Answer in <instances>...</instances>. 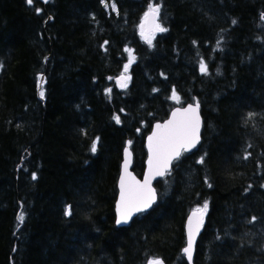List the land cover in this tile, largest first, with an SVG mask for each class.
<instances>
[{
	"label": "trees",
	"instance_id": "1",
	"mask_svg": "<svg viewBox=\"0 0 264 264\" xmlns=\"http://www.w3.org/2000/svg\"><path fill=\"white\" fill-rule=\"evenodd\" d=\"M149 3L167 29L151 46L139 35ZM262 14L264 0H0V264H188L185 219L206 201L193 264H264V140L242 131L264 97ZM125 49L135 60L120 88ZM195 102L200 145L155 182L153 208L117 228L126 141L140 178L151 125ZM211 123L221 135L208 144Z\"/></svg>",
	"mask_w": 264,
	"mask_h": 264
},
{
	"label": "snow or ice",
	"instance_id": "2",
	"mask_svg": "<svg viewBox=\"0 0 264 264\" xmlns=\"http://www.w3.org/2000/svg\"><path fill=\"white\" fill-rule=\"evenodd\" d=\"M47 2V0H45ZM27 3L31 5L33 0H27ZM107 6V5H106ZM113 10L116 6L113 3L111 5ZM160 4L149 3L147 6V11L144 12L139 25L140 35L147 42L149 46L152 45V41L156 32H165L166 28L158 23V18L160 15ZM39 12V9H37ZM264 19V14L261 16ZM236 23V21H233ZM107 43V41L105 42ZM195 43V42H194ZM219 43V42H218ZM129 52V63L124 65V71L118 78V83L121 87H127L126 76L130 64L135 60V56L132 55L130 49H125ZM200 71L203 74H207L208 68L207 64L201 60L200 61ZM111 79V78H109ZM108 93L111 89L107 90ZM40 96H44V92H40ZM171 98L179 102V96L177 95L175 89H173ZM199 103L196 102L195 105L189 104L186 108L176 109L172 113V119L166 121L164 124H157L153 134L148 137L149 140V173L145 176L143 182L137 181L135 177L131 176L128 172V166L130 163V153L128 149H125V161L123 165V173L120 177V199L117 202V224L127 223L133 213L142 211L143 209L149 207L156 198L155 190L151 187V179L154 176H163L166 171H168L171 162L174 159H178L182 152L190 151L199 142L200 136V117L198 113ZM123 111V110H121ZM250 116L252 114H249ZM113 119L116 123H120V117L118 115L114 116ZM94 141L91 145V151L93 153L97 150V142ZM199 162H203V158ZM35 179V175H33ZM211 185H209L210 187ZM208 203H204L202 208L196 210L193 216L197 217L195 222V228L193 226V217H189L188 224V241L187 246L183 249V253L187 256L189 262L192 259L193 246L195 241V235L198 233L199 228L203 222V215L207 212ZM65 214H71L70 206L65 209ZM23 214L18 216L19 221H23ZM255 220V217H253ZM148 264H163L160 259L149 260Z\"/></svg>",
	"mask_w": 264,
	"mask_h": 264
},
{
	"label": "water",
	"instance_id": "3",
	"mask_svg": "<svg viewBox=\"0 0 264 264\" xmlns=\"http://www.w3.org/2000/svg\"><path fill=\"white\" fill-rule=\"evenodd\" d=\"M40 4L44 5V6H47L51 0H47V2H45V0H37ZM50 20V19H49ZM43 80V78H42ZM189 104H192V105H195L196 103H188V104H185L183 106H176L174 108L171 109V111L169 112L167 118H165L164 120L162 121H157V122H154L151 126V130L150 132L146 135L145 139H144V148H145V151H146V158H145V162H144V171H143V174L141 176V178H138L133 170H132V165H133V153H132V150H131V147H130V141L127 140L126 143H125V147L123 149V156H122V162H121V165H120V170H119V176H118V179H117V198L115 200V204H114V213H115V226L118 227V228H125V227H128L131 222L137 218L140 214H143L145 212H148L150 211L153 206L157 203V200H158V195H157V191H156V188L154 186V183L157 181V180H160L162 178L165 177V175L167 173H169L171 171V168H172V165L175 161H177L181 156L182 154H189L191 152H193L198 146L199 144L201 143V139H202V126H203V122H202V116H201V110H200V104H199V109H198V113H199V117H200V132H199V136H200V139H199V142L196 144V146L194 148H192L190 151H187V152H182L181 156L178 158V159H174L170 166H169V169L168 171L165 172V174L163 176H154L152 179H151V187L152 189L155 190V194H156V198L154 200V202H152V204L143 209L142 211H139V212H135L133 213L131 219L127 222V223H121V224H117L116 221H117V202L119 201L120 199V187H119V184H120V177H121V174L123 173V165H124V161H125V149L127 148L128 149V152L131 154L129 159H130V163H129V166H128V172L131 173V176L132 177H135V179L137 181H140V182H143L144 179H145V176L149 173V140H148V137H150L152 134H153V131L155 130V126L157 124H164L166 121L172 119V113L176 110V109H183V108H186ZM196 212V211H192L190 212L187 216H186V219H185V224H184V235H185V247L187 246V241H188V224H189V217H193V226L195 228V222H196V219L197 217L193 216V213ZM202 229H203V222L199 228V231L198 233H196L195 235V241H194V246H193V252H192V259H191V262H189L187 256L183 253L184 255V258L186 260V262L188 264H193V258H194V254H195V251H196V245H197V241L202 233ZM184 247V248H185ZM163 261V260H162ZM163 264H165V262L163 261Z\"/></svg>",
	"mask_w": 264,
	"mask_h": 264
},
{
	"label": "rangeland",
	"instance_id": "4",
	"mask_svg": "<svg viewBox=\"0 0 264 264\" xmlns=\"http://www.w3.org/2000/svg\"><path fill=\"white\" fill-rule=\"evenodd\" d=\"M159 23V22H158ZM160 32H156L154 37ZM139 35H140V32H139ZM141 37V35H140ZM141 39L145 42V40L141 37ZM154 39V38H153ZM42 81V79H41ZM128 82V79L126 81V83ZM120 88H123L120 86V84L118 83L117 84ZM259 98V97H257ZM261 98V97H260ZM258 99V102H257V108L255 109V111L253 113H251L252 115H247L246 118L244 119V122L242 124V131L243 132H248L249 133V138L252 140L253 144L255 146H258L260 144V142L262 140H264V97L262 99ZM212 113L214 115H218V117L220 116H224V118L227 117L228 114H224L223 115V110L221 108H217V109H213L212 110ZM207 132V135H206V140H207V143L210 144V137L211 136H218V135H221V132H218L214 125L211 123L210 126L207 128L206 130ZM208 149V148H206ZM205 153V152H204ZM246 158H249L248 157H244L243 159L245 160ZM200 161V160H199ZM248 161V160H247ZM200 164H202L201 162H199ZM195 174L194 172L191 173L190 175H188L189 177V186L190 188H193L196 186V184H198L199 182V177L202 173H204V171H199L197 169H195ZM206 173V172H205ZM209 178H211V175L210 173H207ZM163 180V179H162ZM206 183V182H205ZM210 208V205L208 207V209ZM242 208L240 205H239V209ZM207 215V213H205V216ZM244 215V225L246 224H252L254 222H256L255 220H253V217H255L254 214H248ZM220 230V233L223 234L222 236L224 237L225 235H227L225 238H227V242H232L234 241V238L232 239L230 234L227 232L228 230L225 228V227H222V228H219ZM254 231L257 232V233H261V231L259 230L258 228V225H256L254 227Z\"/></svg>",
	"mask_w": 264,
	"mask_h": 264
}]
</instances>
